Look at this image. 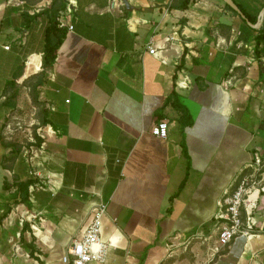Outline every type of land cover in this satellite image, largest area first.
Returning a JSON list of instances; mask_svg holds the SVG:
<instances>
[{
	"label": "crops",
	"instance_id": "1",
	"mask_svg": "<svg viewBox=\"0 0 264 264\" xmlns=\"http://www.w3.org/2000/svg\"><path fill=\"white\" fill-rule=\"evenodd\" d=\"M51 1L0 0V264H63L98 203L106 251L91 264H264V191L254 233L216 254L191 237L264 157V0H232L258 27L223 0H62L55 16ZM20 89L38 144L6 135Z\"/></svg>",
	"mask_w": 264,
	"mask_h": 264
},
{
	"label": "built area",
	"instance_id": "2",
	"mask_svg": "<svg viewBox=\"0 0 264 264\" xmlns=\"http://www.w3.org/2000/svg\"><path fill=\"white\" fill-rule=\"evenodd\" d=\"M65 11H70L69 2ZM56 24L58 27L71 28L70 24L66 25L59 19ZM3 48L7 49L8 46ZM146 51L151 55H155L158 51L151 39L146 45ZM183 83L184 81H181L177 85L181 86ZM5 127L10 130L8 123ZM150 133L158 138H165L166 120L160 119L155 122L150 128ZM245 168L250 171L248 173L240 171L229 189H225L217 199L210 227L206 231L198 230L191 235L192 238L204 242L211 254L219 252L220 248L230 241L255 232L256 223L251 215V210L255 206L252 194L264 191L263 155L257 150L252 151L251 160ZM104 206V203L96 204L81 234L70 239L65 253L60 258L63 264H91L103 261L106 245L100 238V229Z\"/></svg>",
	"mask_w": 264,
	"mask_h": 264
},
{
	"label": "trees",
	"instance_id": "3",
	"mask_svg": "<svg viewBox=\"0 0 264 264\" xmlns=\"http://www.w3.org/2000/svg\"><path fill=\"white\" fill-rule=\"evenodd\" d=\"M190 0H173V3L171 4L172 7L174 8H178V9H183V8H186L188 3H189ZM224 6L229 9L230 11H232L233 13H235L228 5H226L224 3ZM236 6L240 9V11L242 12V14L244 15V17L251 23H253L255 21L254 18L248 16L244 10L242 8H240L237 4ZM65 6L62 2V0H52L51 3H50V10H51V14L52 16H55V14L57 13V11L59 9H63ZM51 31H54L56 29L55 27V22L51 24V27H50ZM59 37L58 36L57 38H55L54 36H48L45 38V41H44V47H43V54H42V65L45 67V66H48L51 64V62L53 61L54 59V56H55V51H56V47L58 45V42H59ZM35 97H36V93L34 91V86L32 87V92H31V98H32V101L35 102ZM45 120H41V123L42 124H45ZM33 135L35 136V144H38L39 143V138L35 135V133L33 132ZM30 181L29 180H26L25 182H23L21 184V186H23L24 188L27 187V184L29 183ZM183 184V181L180 182L179 186H178V190L181 188ZM23 199V198H22ZM24 200V199H23Z\"/></svg>",
	"mask_w": 264,
	"mask_h": 264
},
{
	"label": "rangeland",
	"instance_id": "4",
	"mask_svg": "<svg viewBox=\"0 0 264 264\" xmlns=\"http://www.w3.org/2000/svg\"><path fill=\"white\" fill-rule=\"evenodd\" d=\"M17 93H18V97L21 100L22 106L17 108V110L10 112L7 115L6 119L9 124L10 130L8 131L6 127L5 130H6V135L8 136L12 135V137L15 136V138L25 140L28 133L32 134V132H34L38 109L37 106L36 108L31 106V104L33 105V102L29 104L25 101V95L23 94L22 89L17 91ZM28 93L29 91H27V94ZM194 240L197 239L194 238Z\"/></svg>",
	"mask_w": 264,
	"mask_h": 264
},
{
	"label": "water",
	"instance_id": "5",
	"mask_svg": "<svg viewBox=\"0 0 264 264\" xmlns=\"http://www.w3.org/2000/svg\"><path fill=\"white\" fill-rule=\"evenodd\" d=\"M124 2V4L126 5V2L125 0H122ZM223 2L228 5L239 17L245 19L244 15L242 14V12L240 11V9L236 6V4L232 1V0H223ZM264 12V6L259 10L258 12V17L260 18L262 16ZM246 21V20H245ZM247 22V21H246ZM250 26H253V27H258L259 25V19L253 23V24H250L249 22H247Z\"/></svg>",
	"mask_w": 264,
	"mask_h": 264
}]
</instances>
